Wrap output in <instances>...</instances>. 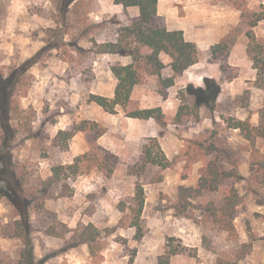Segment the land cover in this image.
Wrapping results in <instances>:
<instances>
[{
    "label": "rangeland",
    "instance_id": "374dc122",
    "mask_svg": "<svg viewBox=\"0 0 264 264\" xmlns=\"http://www.w3.org/2000/svg\"><path fill=\"white\" fill-rule=\"evenodd\" d=\"M70 1L65 13H60L57 0H0V71L5 76L13 70L22 73L14 90L13 105L18 109L11 120L18 130L9 151L33 201L28 234L34 260L39 264H158L166 248H172L177 253L169 264H264V204L259 203L264 186L249 170V156L257 151L252 153L239 130L228 128L224 121L248 118L253 125L259 123L264 91L254 85L256 69L247 54L248 26L241 13L257 10L264 0H166L168 8L177 12L168 16L169 21L173 18L183 26L187 39L197 37L195 28L200 25L206 34L219 27V42L226 43L229 51L219 54L221 74L211 78L219 87L213 107L202 105L198 119L188 109L181 123L164 126L127 117L119 106L109 113L89 100L91 93L112 97L117 80L111 67L132 61L129 55L96 53L93 43L114 40L121 25L131 20L130 13L115 11L113 0ZM154 21L166 23L159 13ZM253 31L264 40V20ZM198 40L210 43L202 36ZM141 51L147 53L143 47ZM199 57L203 62L212 59L210 49H198ZM140 73L133 99L139 106L140 99L145 107L158 106L166 89L156 75ZM206 78L193 86L204 88ZM185 87L173 90L176 110L167 111L171 118L179 105L193 102ZM83 122L88 127L78 130L67 146L54 142L59 129H73ZM94 123L97 127L91 128ZM96 130L102 134L97 136ZM153 136L172 165L149 167L141 177L130 174L128 167L138 161L142 145ZM98 147L117 156L112 172L93 168L67 185H46L52 166L72 163L77 155ZM255 148L264 154V137L256 139ZM208 160L222 169L236 168L242 176L235 183L242 203L234 213L232 233L207 210L221 206L220 191L204 190L183 215H176L173 208L178 186H196ZM158 177L161 180L155 181ZM136 182L143 185L145 199L140 232L127 226L130 214L119 209L121 203L130 202ZM18 218L10 201L0 198V264H21L27 249L23 237L15 235ZM86 223H93L103 234L101 250L94 256L87 244L68 247L66 243L72 230ZM52 227L65 232L64 237L50 234Z\"/></svg>",
    "mask_w": 264,
    "mask_h": 264
},
{
    "label": "trees",
    "instance_id": "16d2710c",
    "mask_svg": "<svg viewBox=\"0 0 264 264\" xmlns=\"http://www.w3.org/2000/svg\"><path fill=\"white\" fill-rule=\"evenodd\" d=\"M60 13H65L70 0H57ZM115 4H121L124 8L137 6L139 17L123 23L117 31L114 40L103 42L93 41L95 52L99 54H120L129 55L132 61L127 64H118L111 67V71L117 80L112 97L101 94L91 93L89 100L101 106L109 113H115L119 106L125 115L130 118L154 119L158 124L164 126L169 123L178 124L182 122V117L190 109L196 119L199 118V109L202 105L213 107L219 94V87L211 78L205 79V87H194L188 84L185 89L187 96L192 98V104L185 102L179 105L175 115L171 118L169 114L163 112L160 106L141 108L136 100L131 97L133 88L141 80V70L146 73L156 75L162 89L174 85V78L188 67L197 62L198 48L195 42L189 41L184 37L181 29H167L164 25L156 24L157 2L158 0H113ZM241 17L245 20L248 29L245 35L248 38L247 54L256 69L254 85L264 91V40L255 36L253 28L264 20V4L253 12L242 11ZM145 48L147 53H142L141 48ZM229 46L226 43L217 42L210 48L211 57L216 59L222 52L228 53ZM160 53L169 55V63L172 75L163 77L162 70L166 66L159 57ZM21 72L13 70L7 76L0 71V198L6 197L15 209L18 219L15 220V233L18 237H23L27 245L21 254V264H39L34 260L32 245L28 231L29 208L33 206V201L27 193L25 187V176L16 173V165L9 151L11 142L17 133V127L11 124L13 112L18 109L13 105L14 90L21 79ZM161 89L160 94L164 96ZM244 93H248L245 89ZM239 98H242L241 96ZM246 99V98H245ZM246 103V102H245ZM259 123L253 125L248 118L234 119L225 118L226 126L231 129L239 130L242 137L247 140L252 147V153L257 151V155L249 156V170L253 179L261 186H264V154H258L255 148V141L259 137H264V96L263 105L259 111ZM88 127L86 122L75 126L73 129H59L54 137V142L60 146H67V142L78 130ZM96 128L94 123L90 126ZM97 136L102 134L96 130ZM251 153V154H252ZM117 156L103 147H98L77 155L72 163L58 164L51 168V176L46 185L56 183L68 184L69 180L78 174L93 168L112 172L115 168ZM172 161L166 156L157 136L147 138L142 145L141 154L138 161L129 166L130 174L141 177L149 167L168 168ZM242 179L240 172L236 168L222 169L215 160H208L203 163L200 169L198 183L196 186L179 185L177 188V199L173 206L176 215H183L191 205V200L200 197L204 190L220 191L223 195L222 204L219 208L208 207V212L214 220L227 230L233 231L232 219L237 207L242 203L235 183ZM158 177L155 181H160ZM129 203H121L120 211L124 215L130 214L131 221L127 226L135 227L140 232V217L144 207V189L140 182H136L134 194L129 198ZM264 204V198L259 201ZM123 215V216H124ZM122 223V219L120 220ZM109 230V229H107ZM50 234L64 237L65 232H58L54 227L49 231ZM72 235L66 240L72 247L80 244H87L90 253L94 256L101 250L102 230L93 223L79 224ZM177 250L166 248L160 256L158 264H169L172 255Z\"/></svg>",
    "mask_w": 264,
    "mask_h": 264
},
{
    "label": "crops",
    "instance_id": "0c3cea01",
    "mask_svg": "<svg viewBox=\"0 0 264 264\" xmlns=\"http://www.w3.org/2000/svg\"><path fill=\"white\" fill-rule=\"evenodd\" d=\"M167 1H169V0H167ZM167 1L164 0V2L162 4L161 3L162 0H158V2H157V15L159 13L165 17L166 23L164 26L167 29H171V30L172 29H181V30H183L184 37H185V35H186L185 28L183 26H181L173 18L171 19V21H169L168 16L169 15H172V16L177 15V12H175V10L168 8L169 2H167ZM112 4H113L114 10L117 12H119V11L129 12L130 13V19H132V20L137 19L139 17V8L137 6H129L127 8H124L121 4H115L114 2H112ZM195 29H196V32H199L198 34L196 33L197 37H192L189 39H187L186 37L185 38L189 41L195 42L197 45V48L201 52H205V51L209 50L210 47L212 45L216 44L217 42H219L220 38L222 37V29H220L219 27H217V29H215V27L208 29V31H209L208 34L205 33V30H207V29H204V31H203L202 25H200V27L198 26ZM201 36L207 40H210V43H200L198 38L200 39ZM159 57L162 60V62L166 65L162 70L163 77H167V76L172 75V70H171V67L169 65L171 58L169 57V55H167L165 53H160ZM231 59H232V53H230V56H229L230 62H231ZM219 64H220L219 55H218V58H216V59L210 58L209 61H205V62H203L202 59H200V57H199L195 64H193L192 66H190L186 70H184L182 73L177 74L175 76L174 85H172L168 88H165L166 89L165 90L166 91V97L163 98L160 103H157L158 106H160L162 108L163 112L166 114H168L167 111H169V113H172L173 111L175 112V110H176V106H175L176 98H174L172 95L174 92L173 91L174 88H178V87L183 88L188 84L198 85V84H200L199 82L202 80L203 76L209 77V78H215V79L219 78V76L221 74ZM239 79H240V76L233 78V81H237ZM233 81H231V82H233ZM134 90H135V88H133L132 94H134ZM132 94H131V97L133 98ZM140 103H141L140 107L145 108V105H144V102L142 99H140ZM136 119H138V118H136ZM206 119H208V117L203 116V120H206ZM149 120H151L153 122L154 119L151 118ZM211 120H212V118H211ZM214 120H216L215 116H214Z\"/></svg>",
    "mask_w": 264,
    "mask_h": 264
}]
</instances>
